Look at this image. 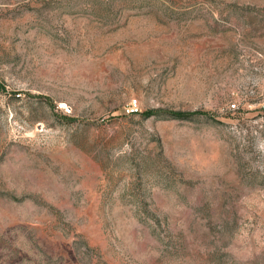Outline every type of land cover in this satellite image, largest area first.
<instances>
[{"label": "rangeland", "instance_id": "rangeland-1", "mask_svg": "<svg viewBox=\"0 0 264 264\" xmlns=\"http://www.w3.org/2000/svg\"><path fill=\"white\" fill-rule=\"evenodd\" d=\"M0 264H264V0H0Z\"/></svg>", "mask_w": 264, "mask_h": 264}, {"label": "built area", "instance_id": "built-area-1", "mask_svg": "<svg viewBox=\"0 0 264 264\" xmlns=\"http://www.w3.org/2000/svg\"><path fill=\"white\" fill-rule=\"evenodd\" d=\"M231 107H232V109H236V104H232ZM127 112L129 114H134V113L138 112V107H137V102L136 101L132 102L129 105V107L127 108Z\"/></svg>", "mask_w": 264, "mask_h": 264}]
</instances>
